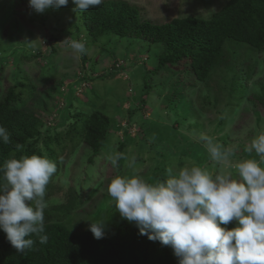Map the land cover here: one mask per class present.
<instances>
[{
  "label": "rangeland",
  "instance_id": "374dc122",
  "mask_svg": "<svg viewBox=\"0 0 264 264\" xmlns=\"http://www.w3.org/2000/svg\"><path fill=\"white\" fill-rule=\"evenodd\" d=\"M122 1L139 9L142 18L160 24L177 17L196 16L207 19L227 0ZM13 3L14 0H0V55L4 52L9 54L8 49L15 50L11 57L1 64L0 98L13 83H25L26 91L22 96L21 106L40 116L42 122L49 127H43L39 137L35 139L40 154L50 153L43 144L45 141L57 157L48 156L56 162L57 172L46 189L45 199L48 207L45 210L54 215L52 220L61 221L71 231H80L89 227L91 222L99 220H105L106 224L122 219L116 212L115 202L108 195L107 186L115 175H131L132 169L126 167L125 160L119 161L120 167L114 169L106 159L108 154L119 151L121 142L124 143V148L119 152L128 157L135 156L139 174L147 182L154 183L166 179L169 168L178 171L183 166H198L190 156H170L162 149L156 152L154 141L149 140L152 137L151 134L148 136L149 130L156 137L173 140V143L168 141L171 145L167 147L168 150L177 145L171 129L166 127L168 121L169 126L176 133H180L179 139L184 136L195 144H198L199 134L205 133L214 137L220 144L234 145L236 148L247 147L256 135L264 131V107L251 98L259 90L249 88L247 93L236 99L237 107L232 110L224 109L225 100L217 101L211 97L210 102H206L199 98V95L191 94L190 91L194 90L203 98L206 90L194 83L188 67L179 65L177 69H180L175 73L172 68L156 71L149 82L153 87L143 96L144 102L137 103L142 92L143 77H146L144 71L150 72L157 65L156 56L161 50L159 45L148 46L134 42L135 46L132 48L125 40L109 44L104 39L91 44L82 32L80 38L86 46V53L83 55L87 57V62L83 65L81 55H73L71 49L63 42L66 38L74 39V36L61 34L62 31L70 29L68 23L72 17L75 20L80 19L72 7L62 6L43 13L22 10L14 13L13 10L7 14L5 10L13 6ZM75 39L77 40L76 37ZM242 52H236V56ZM255 57L264 60V53ZM242 59L244 58L241 56L237 57L236 65ZM142 60L148 61L146 65L139 64ZM117 64L123 67L116 69L113 77H100L107 72L113 73L112 67ZM14 69L18 71L15 72ZM261 71L262 68L257 69V72L262 73ZM256 75L248 82L257 81L258 77H261L258 73ZM221 78L228 86V75L222 73ZM72 84L77 85L72 87ZM66 90L67 93L69 90L74 92L73 100L70 99L71 106H68L73 110L69 113L70 121L59 126L60 115L67 107V100L64 101ZM257 96H260V92ZM132 102H135L133 105L138 108L135 115L141 116L128 118L126 109ZM171 103L176 116L167 118L164 116L168 113L166 107ZM186 109L187 113L182 114ZM77 110L85 114L98 110L113 117L121 126L132 123L128 126L129 131L125 137L122 131L109 132L104 146L92 157V148L76 144V130H73L71 135L76 138L74 142L71 141V136L68 138L64 135V131L73 126L72 115ZM185 116L188 117V122L185 121ZM160 117L165 120L158 119ZM144 127L149 130L144 132ZM56 135L58 140H54ZM57 141L61 142L59 146ZM230 161L232 164L238 162L232 157ZM218 167L208 155L204 169L215 173ZM232 171L234 172V169ZM235 226L233 221L226 227L231 229Z\"/></svg>",
  "mask_w": 264,
  "mask_h": 264
},
{
  "label": "trees",
  "instance_id": "16d2710c",
  "mask_svg": "<svg viewBox=\"0 0 264 264\" xmlns=\"http://www.w3.org/2000/svg\"><path fill=\"white\" fill-rule=\"evenodd\" d=\"M67 6L74 7L71 0ZM10 8L13 9L10 10ZM13 10L14 13L18 10L19 12L20 10L34 11L29 7L28 0H14L13 6L7 7L5 11L8 14ZM77 13L80 19L75 20L72 17L68 23L70 29L62 31L61 34L74 36V39L76 37L77 40H81L80 33L84 32L91 44L104 39L109 44L125 40L132 48L135 46L134 42L161 47L156 56V67L152 68L150 72L144 71L146 77H143L142 92L137 103L144 102L143 96L153 87V84L151 85L149 82L150 77L152 78L156 71L172 68L175 69V73L180 69H177L180 65L179 67H188L194 78V83L206 90L203 98L199 92L190 91L193 95L194 93L199 95L203 101L210 102L211 97L217 101L222 99L221 101H226L224 109L232 110L233 107H237L236 99L243 96L252 87L259 90L260 96H257L258 92L251 98L264 107V60L255 57L257 54L264 53V0H227L207 19L196 16L177 17L160 24L142 18L139 9L122 0H103L101 5ZM14 51L8 49L9 54L4 52L0 55V68L1 64L9 59ZM236 52L245 54L243 56L240 53L236 56ZM239 56L244 59L236 65L235 60ZM148 61L142 60L139 64L146 65L145 63ZM81 62L83 65L86 64V55H81ZM119 67H123V65L113 66V73L107 72L101 74L100 77H113L116 74L115 70H118ZM259 68H262V73L257 72ZM222 73L228 75V86L222 78L220 79ZM257 73L261 77H258L257 81L248 82L252 81ZM76 85L72 84L71 86L75 87ZM25 91V83H13L0 98V125L5 126L10 133V143L0 142V163L12 155L17 157L32 154L42 155L36 148L35 139L39 137L43 127L46 129L49 127L42 122L40 116L21 106ZM46 94L50 96L47 92ZM64 96V101L67 100V107L71 106L70 99L73 100L74 92L69 90L67 93L66 90ZM135 102L129 104L126 109L128 118L141 116L135 115L138 113V108L133 105ZM67 107L66 111L60 115L59 126L70 121L69 113H72L73 108ZM166 109L168 113L164 115L165 117L176 116L172 109V103ZM187 111L188 109L184 110L182 114ZM72 117L74 124L64 131V135L69 138L73 134V130H76L78 137V140L75 138L76 144H84L92 148V157L96 156L104 146L105 138L109 132L122 131V135L125 137L129 131L128 126L132 123L128 122V126H121L113 120V117L98 110L90 111L87 114L77 110L73 112ZM158 119L165 120L161 117ZM185 121L188 122L186 116ZM169 123L168 121L166 127L171 129V133L174 134L172 136L176 138L175 142L177 143L176 147H171L169 150L171 145L168 141L173 143V140L156 137L147 127L143 128L144 132L149 130L148 136L150 134L152 136L149 140L154 141L153 147L156 152L158 153V150L162 149L167 151L170 156L187 155L195 160L198 166L204 168L208 159L206 150L201 144L192 143L182 135L183 139H179L180 133H176ZM216 124L219 125V123ZM59 126L58 128H61ZM57 133L61 134V132ZM58 139L59 137L56 135L54 140ZM75 139L74 136H71L72 142ZM43 144L50 152L47 156L56 157L54 150H51L45 141ZM56 144L59 146L61 142L57 141ZM17 145L21 146L19 150H17ZM222 145L228 146L227 144ZM123 148L124 143L121 142L119 151H122ZM236 149L231 157L238 162L241 159H259L254 151L249 153L245 146ZM90 161L92 160L90 159ZM44 216V234L48 236L47 243L39 244L38 239L33 236V239H37L36 244L33 249L26 250L24 253H17L7 241L6 234L0 230V264H178V258L174 255L171 247L164 246L159 241L149 240L146 235L140 234L134 223H129L124 219L106 223L103 238L96 239L89 227L74 232L61 221L52 220L54 215L49 210H45Z\"/></svg>",
  "mask_w": 264,
  "mask_h": 264
},
{
  "label": "clouds",
  "instance_id": "9594fccd",
  "mask_svg": "<svg viewBox=\"0 0 264 264\" xmlns=\"http://www.w3.org/2000/svg\"><path fill=\"white\" fill-rule=\"evenodd\" d=\"M74 12H85L103 0H71ZM37 13L67 6L69 0H28ZM73 55L86 53L85 42L66 38ZM0 142L10 133L0 125ZM216 165V172L200 166L169 168L167 178L149 183L137 169L135 156L112 152L106 156L114 169L125 160L131 175H115L107 186L116 212L134 223L141 235L172 248L178 264H264V131L247 146L259 159L232 164L236 147H225L214 137L199 134ZM17 150L21 148L17 145ZM234 169V172L232 171ZM57 172L47 155H12L0 163V230L17 253L46 244V189ZM235 222L236 226H226ZM94 238L105 233V220L91 222ZM35 236L37 239H33Z\"/></svg>",
  "mask_w": 264,
  "mask_h": 264
}]
</instances>
